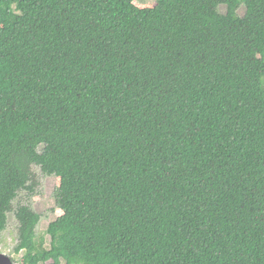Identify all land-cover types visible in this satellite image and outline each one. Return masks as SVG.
I'll list each match as a JSON object with an SVG mask.
<instances>
[{"label": "trees", "instance_id": "1", "mask_svg": "<svg viewBox=\"0 0 264 264\" xmlns=\"http://www.w3.org/2000/svg\"><path fill=\"white\" fill-rule=\"evenodd\" d=\"M135 1L0 0V233L36 165L19 264H264V0Z\"/></svg>", "mask_w": 264, "mask_h": 264}, {"label": "rangeland", "instance_id": "2", "mask_svg": "<svg viewBox=\"0 0 264 264\" xmlns=\"http://www.w3.org/2000/svg\"><path fill=\"white\" fill-rule=\"evenodd\" d=\"M157 0H136L135 4L140 7H151L155 5ZM226 7L221 6L220 10L225 12ZM245 11L244 5L240 8V13ZM35 172L36 186L35 191L28 190L21 191L15 199L13 207L14 210L20 204H28L32 206L37 212L42 215L38 230L44 232L50 222L59 217L63 211L55 202V193L59 188L60 179L54 175L44 174L40 167L33 166ZM14 210L9 213V222L7 228L0 233V250L10 255L19 264L22 258V253H16L14 248L18 242L19 222L16 218ZM65 264V263H63Z\"/></svg>", "mask_w": 264, "mask_h": 264}, {"label": "water", "instance_id": "3", "mask_svg": "<svg viewBox=\"0 0 264 264\" xmlns=\"http://www.w3.org/2000/svg\"><path fill=\"white\" fill-rule=\"evenodd\" d=\"M0 264H15L11 256L0 250Z\"/></svg>", "mask_w": 264, "mask_h": 264}]
</instances>
